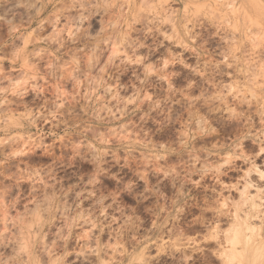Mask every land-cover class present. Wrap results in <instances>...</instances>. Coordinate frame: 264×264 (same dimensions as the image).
<instances>
[{
	"label": "rangeland",
	"instance_id": "374dc122",
	"mask_svg": "<svg viewBox=\"0 0 264 264\" xmlns=\"http://www.w3.org/2000/svg\"><path fill=\"white\" fill-rule=\"evenodd\" d=\"M221 3L0 0V264H219L247 181L264 213V41Z\"/></svg>",
	"mask_w": 264,
	"mask_h": 264
},
{
	"label": "bare ground",
	"instance_id": "6f19581e",
	"mask_svg": "<svg viewBox=\"0 0 264 264\" xmlns=\"http://www.w3.org/2000/svg\"><path fill=\"white\" fill-rule=\"evenodd\" d=\"M218 1H222L223 2V4L221 3V5H219V6L226 7V11L224 12V14H221V15H224V17H222V20L224 21V19H225L226 23H224V24H227L228 27L230 28V30H233V31H238L239 30V32L241 30H242V32L246 31V33L248 34L247 36H249L250 38L251 37H252V39H254V38L257 39L258 38L260 44H261L260 39L264 41V0H201V6L203 8H205V7L208 8V9L210 8V11H213L214 10V6L217 5V2ZM201 6H200V8H201ZM198 8H199V6L197 7V9ZM208 9L206 11H208ZM203 11H205V10H203ZM208 14H210V12ZM211 17H212V15H211ZM214 17H215V15H214ZM234 36L236 37L235 34H234ZM229 38H230V36H229ZM223 39L224 38H222V40ZM255 39L252 42H256ZM259 42L257 40V43L258 44H255V43L254 44L252 43V44L254 46L260 45ZM224 45H226V44H224ZM227 45H228V43H227ZM201 48H202V46H201ZM254 48H252V49H254ZM243 49H245V48H243ZM234 57H236V56H234ZM245 57H246V55H245ZM254 59L256 60V58H254ZM245 60H246V58H245ZM243 61H244V59H243ZM262 63H264V62H262ZM262 63H261V65H262ZM233 64H234V62H233ZM253 68H254V66H253ZM253 68L250 67L249 69H253ZM250 71H252V70H250ZM253 72H254V70H253ZM253 72H251V74H254ZM258 72H260V71H258ZM262 73L264 74L263 71H262ZM246 77H248V76L246 75ZM261 77H262V75H261ZM252 78H257V77H255V76L252 75L251 79ZM262 78H264V77H262ZM246 82H248V81H246ZM249 83H250V81H249ZM258 84H260V83L258 82ZM254 85L257 86L256 84H254ZM260 86H261V84H260ZM228 87L230 89L232 88V86H230L229 83H228ZM248 88H251V87H248ZM248 90L249 91H247V92L249 93V96H251L250 95V93H251L250 91L251 90L250 89H248ZM262 91L264 93V90H262ZM252 92H253V90H252ZM263 93H262V95H263ZM249 105H250V103H249ZM246 177H244V178H246ZM261 177H264V174H263V176L261 175ZM251 183L252 182H248L247 181L246 185H244L242 187V189L240 190V192H239L240 193L239 194V197H238V201L239 202H236L235 201L236 203L233 204V212L231 214V216H232L231 221L232 222H231V226H230L229 230H227V232L225 234H223V235H225L224 236V239H223L224 241H222L223 242V245L222 246H224V247H222V249H221L222 251L220 250L221 253H220V256H219L220 257L219 264H264V231H262V232L260 231V230H262V228L260 229V225L264 221V213L263 214L261 213L263 210L262 211H259V210L262 209V207H259L258 206V203H257V201L260 200L259 197L258 196H255L252 193H249L248 192V189L253 186V185H251ZM256 187H255V189L257 190L256 191V195H257L258 194L257 192L260 189V187L259 188L258 187L256 188ZM256 198H258L257 201H256ZM260 198H262V197H260ZM260 202H262V201H260ZM257 207H259L261 209H259ZM251 219H257V220H259V226L257 227L256 223L254 224L253 221L251 222ZM212 237L214 238L215 236L212 235Z\"/></svg>",
	"mask_w": 264,
	"mask_h": 264
}]
</instances>
